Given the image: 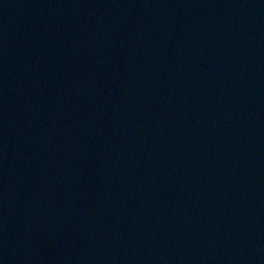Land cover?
<instances>
[{
    "label": "water",
    "instance_id": "95a60500",
    "mask_svg": "<svg viewBox=\"0 0 264 264\" xmlns=\"http://www.w3.org/2000/svg\"><path fill=\"white\" fill-rule=\"evenodd\" d=\"M0 264H264V0H0Z\"/></svg>",
    "mask_w": 264,
    "mask_h": 264
}]
</instances>
